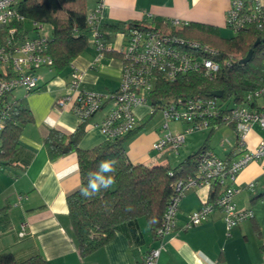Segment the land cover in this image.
<instances>
[{"label":"crops","instance_id":"1","mask_svg":"<svg viewBox=\"0 0 264 264\" xmlns=\"http://www.w3.org/2000/svg\"><path fill=\"white\" fill-rule=\"evenodd\" d=\"M98 2H102L101 29L104 24L121 23L123 26L116 31L102 30L112 50L105 52L101 59L95 60L96 51L88 36V46L72 61L71 64L83 72L80 86L89 91L109 92L118 88L122 63L117 49L124 43L125 28L131 22H151L165 28V20L176 18L211 25L224 37L228 29L225 15L230 0H86L87 12ZM158 21L161 25L156 23ZM23 26L30 36L34 35L25 22ZM38 73L41 79L37 89L28 93L17 89L8 96L29 110L31 120L19 122L18 152L12 164L0 168V253H12L18 260L40 254L49 264H137L145 252L156 245V239L142 221L126 232H116L103 246L80 256L66 204V196L80 184L77 156L71 152L50 160L43 143L49 130L68 135L81 123L69 108L57 104V100L68 92L70 66L60 72L41 67ZM107 110L108 107L103 106L87 120L79 148L89 149L105 140L96 124ZM135 113L139 118L137 127L143 123L144 126L127 143L126 152L132 163L170 164L173 160L178 163L200 149L202 141L197 140L198 136L192 137L201 135L197 132L187 136L186 145L184 143L177 153L152 150V142L162 134L163 118L153 119L156 113L150 114L147 105L137 106ZM256 125L246 137L250 147L264 135L254 129ZM170 126L182 127L178 123H170ZM209 139L201 149L213 150L229 160L240 155V150L234 147L235 138L234 142L222 139L217 146ZM250 182H253L252 187L248 186ZM234 186L238 189L234 196L236 206L252 209L253 217L227 231L222 210L215 208L207 220L185 229L187 215L209 200V186L189 190L180 201L176 226L163 237L157 264L264 263V173L261 163L253 161L244 167ZM22 223L27 227L20 235Z\"/></svg>","mask_w":264,"mask_h":264},{"label":"built area","instance_id":"2","mask_svg":"<svg viewBox=\"0 0 264 264\" xmlns=\"http://www.w3.org/2000/svg\"><path fill=\"white\" fill-rule=\"evenodd\" d=\"M20 1L0 0V152L1 134L14 103V99L8 96L17 89L26 93L37 89L41 79L38 70L41 67L53 68L48 53L50 33L45 24L30 20L34 35L18 41L14 25L18 22L24 24L27 20L18 10ZM101 7L102 2H98L86 15L89 42L95 48L96 61L112 50L100 27ZM164 24H167L166 28L152 23H138L125 28V41L117 49L122 65L116 90L95 92L83 89L80 86L83 72L71 64L68 92L57 100V104L69 108L80 121L89 119L107 106L106 114L96 125L105 140H112L136 128L139 120L135 113L137 106L147 105L150 114L154 113L150 94L159 75L169 82L175 81L180 74L196 71L213 78L220 69L216 58L218 51L174 32L188 22L174 18L165 20ZM225 25L235 33L248 26L264 31V1L230 0ZM239 57L231 53L224 62L228 64ZM158 110L163 118L162 134L152 142V150L177 153L190 134L208 132L224 124L233 129L234 147L240 150V155L227 161L210 149H202L198 153L196 173L174 183L162 222L156 230V245L149 248L137 264H157L163 237L176 226L180 201L189 190L210 186L214 182L221 186L215 199L204 202L187 215L184 228L201 224L213 209L219 208L223 212L226 230L230 231L242 220L253 217L252 209L238 208L234 202L238 192L234 186L238 173L253 161L261 163L264 173V135L253 147L249 146L246 138L254 124L264 130V85L246 91L241 101L232 105L220 102L217 97H177L165 100ZM171 122L182 127L171 128ZM248 186L252 187L253 182ZM26 227V223L21 224L20 235L25 233Z\"/></svg>","mask_w":264,"mask_h":264},{"label":"trees","instance_id":"3","mask_svg":"<svg viewBox=\"0 0 264 264\" xmlns=\"http://www.w3.org/2000/svg\"><path fill=\"white\" fill-rule=\"evenodd\" d=\"M18 10L27 20L42 22L47 26L50 33L48 53L55 71L68 68L88 46L86 0H21ZM156 23L161 25V21ZM136 24L138 23L131 22L128 25ZM14 26L18 41L30 36L23 23L18 22ZM121 26V23L104 24L102 30L116 31ZM174 32L185 39L215 48L218 51L216 58L220 62V69L213 78L196 71L180 74L173 82L159 75L150 94L154 113L165 100L177 97H213L210 93L214 90H221V98L225 104L232 105L240 102L246 91L264 85V31L248 26L233 36L224 37L211 25L192 22ZM256 40L259 42L254 45ZM251 48V58L243 62L242 59ZM231 53L239 54L240 57L227 64L224 59ZM29 120V110L14 101L1 134L0 168L12 164L19 149V122ZM87 120H82L68 135L51 129L43 140L50 160L71 152H75L77 156L80 184L66 196V204L80 256H86L100 248L116 232H126L127 229L139 226L141 221L146 225L148 233L156 239V230L162 222L174 183L196 173V157L215 129L208 131L206 141L198 151L189 154L176 165H146L132 163L126 152L128 141L139 132L144 123L122 137L104 140L89 149H81L79 142ZM105 160L116 162L114 172L106 174L114 177V183L91 198L82 197L80 189L87 186L89 172L98 171L100 162ZM226 160L229 161L228 158ZM220 191L221 186L217 182L212 183L209 186V201L215 199ZM0 264L49 262L40 254L18 260L12 253H0Z\"/></svg>","mask_w":264,"mask_h":264},{"label":"clouds","instance_id":"4","mask_svg":"<svg viewBox=\"0 0 264 264\" xmlns=\"http://www.w3.org/2000/svg\"><path fill=\"white\" fill-rule=\"evenodd\" d=\"M115 163V160L101 161L98 166V171L89 172L87 186L80 189V195L85 198H91L102 189L109 188L114 183V177L106 174L114 172Z\"/></svg>","mask_w":264,"mask_h":264},{"label":"rangeland","instance_id":"5","mask_svg":"<svg viewBox=\"0 0 264 264\" xmlns=\"http://www.w3.org/2000/svg\"><path fill=\"white\" fill-rule=\"evenodd\" d=\"M151 23V22H150ZM153 24V23H152ZM26 28L29 29L31 31L32 29V22H30V20H26L25 22ZM227 32H225V37H229V36H233L236 33L233 32L230 28H228L226 30ZM236 54V53H235ZM239 55V54H238ZM240 56V55H239ZM220 102L224 101L221 97L218 98ZM226 103V102H225ZM157 117H161V113L159 110L156 111L155 117L153 119H156ZM172 123V122H171ZM256 125V124H255ZM161 127V124H160ZM258 133H262L264 132V130H262L258 125L255 126L254 128ZM201 135H192V137L194 136H198L197 140L199 142L202 141V143L204 141H206L207 138V134L208 132L205 133H199ZM228 139L230 142H234V138H235V134L233 132V129L230 126L224 125V124H220L215 130L214 132L210 135V139L209 141H211V144L213 143L214 145L218 144L219 141H221L222 139ZM188 140V138H187ZM186 141H185V145H186ZM209 144V143H208ZM217 146V145H216ZM209 147V146H208ZM217 149H220L219 147H217ZM182 156V155H180ZM177 163H174L173 161H170V165H176Z\"/></svg>","mask_w":264,"mask_h":264},{"label":"water","instance_id":"6","mask_svg":"<svg viewBox=\"0 0 264 264\" xmlns=\"http://www.w3.org/2000/svg\"><path fill=\"white\" fill-rule=\"evenodd\" d=\"M262 41H264V40H262ZM258 42H259V40H256V42L254 43V45L257 44ZM252 52H253V49H252V48L249 49L248 52H247V54H246V55L244 56V58L242 59V61H243V62L248 61V60L251 58ZM210 94H211V96H213V97H217V98H219V97L222 96V91H221V90H214V91H212Z\"/></svg>","mask_w":264,"mask_h":264}]
</instances>
